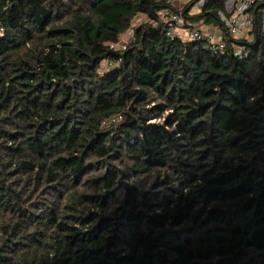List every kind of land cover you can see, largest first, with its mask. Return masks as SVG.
Listing matches in <instances>:
<instances>
[{
	"label": "trees",
	"instance_id": "16d2710c",
	"mask_svg": "<svg viewBox=\"0 0 264 264\" xmlns=\"http://www.w3.org/2000/svg\"><path fill=\"white\" fill-rule=\"evenodd\" d=\"M165 9L0 0V264H264V0L219 51Z\"/></svg>",
	"mask_w": 264,
	"mask_h": 264
},
{
	"label": "built area",
	"instance_id": "2783aa9c",
	"mask_svg": "<svg viewBox=\"0 0 264 264\" xmlns=\"http://www.w3.org/2000/svg\"><path fill=\"white\" fill-rule=\"evenodd\" d=\"M186 4L192 2L193 7L200 8L204 0H183ZM257 0H226L225 11L220 12L219 17L222 22L221 30L222 35L226 34L232 38L244 37L248 31L252 28V18L249 14V10L256 3ZM169 3L177 11H172L170 9L163 10L161 16L167 23L166 34L169 38H179L182 41L185 40H200L204 39L210 45V48L214 51H219L224 48L223 37L217 36L214 32L202 30L200 27L188 26L185 30H179L184 28V20L180 9L174 6V0H169ZM185 4V5H186ZM192 7V8H193ZM197 13V12H196ZM189 14H195L190 11ZM216 27V26H214ZM4 32V28L0 23V35ZM128 38L124 42H119L117 44H111V48L124 49L127 43L132 39V31H127ZM235 54L241 56L240 50L236 47ZM119 117H114L111 119L112 122L118 120Z\"/></svg>",
	"mask_w": 264,
	"mask_h": 264
},
{
	"label": "rangeland",
	"instance_id": "374dc122",
	"mask_svg": "<svg viewBox=\"0 0 264 264\" xmlns=\"http://www.w3.org/2000/svg\"><path fill=\"white\" fill-rule=\"evenodd\" d=\"M185 2L183 1V0H174V6L177 8V9H182L184 6H185ZM191 11H193V13H196L197 11H198V9H197V7H193L192 9H191ZM145 22V18L143 17V16H141V15H137L134 19H133V21H132V23H131V29L132 28H134V27H137L138 25H140V24H142V23H144ZM186 26V25H185ZM192 26H196V27H200L202 30H205V28H206V26L207 25H203V24H199V25H192ZM129 30V31H132V30ZM186 29V27H184V28H181L180 30H179V32L181 31V30H185ZM128 38V33L126 32L124 35H122L121 37H120V42H124L126 39ZM105 62L104 63H102V66L105 68ZM90 208V210L91 211H93V212H96L97 211V209L95 208V206H93V205H90L89 206ZM0 220L2 221V220H4V219H2L1 217H0Z\"/></svg>",
	"mask_w": 264,
	"mask_h": 264
},
{
	"label": "crops",
	"instance_id": "0c3cea01",
	"mask_svg": "<svg viewBox=\"0 0 264 264\" xmlns=\"http://www.w3.org/2000/svg\"><path fill=\"white\" fill-rule=\"evenodd\" d=\"M207 31L214 32L217 36L222 35V31L218 27H214L212 25H207L205 28Z\"/></svg>",
	"mask_w": 264,
	"mask_h": 264
}]
</instances>
